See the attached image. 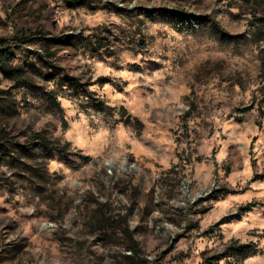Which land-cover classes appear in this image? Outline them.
Returning <instances> with one entry per match:
<instances>
[{
  "label": "rangeland",
  "instance_id": "obj_1",
  "mask_svg": "<svg viewBox=\"0 0 264 264\" xmlns=\"http://www.w3.org/2000/svg\"><path fill=\"white\" fill-rule=\"evenodd\" d=\"M263 24L255 0H0V264H264Z\"/></svg>",
  "mask_w": 264,
  "mask_h": 264
},
{
  "label": "trees",
  "instance_id": "obj_2",
  "mask_svg": "<svg viewBox=\"0 0 264 264\" xmlns=\"http://www.w3.org/2000/svg\"><path fill=\"white\" fill-rule=\"evenodd\" d=\"M255 1L257 2V4H262L264 6V0H255ZM68 2L70 4H79V3H82V1H74V2L68 1ZM254 13L256 14V12H254ZM224 34L227 35V36H229V37H235L236 36V35H232V34H229V33H226V32H224ZM257 34H258V36L260 38H263L264 39V24L261 25V27L259 28V31H258ZM7 42L8 41H7L6 38H3V37L0 36V48L1 47H4V46H5V48H8L9 47V44ZM5 48H3L1 50H4ZM6 72H8V71H6ZM8 73H10V72H8ZM11 74L14 75V76L17 75L16 71L11 72ZM73 80H75V79L73 78ZM57 149H59V148L57 147ZM230 249L233 250V251L234 250H239L240 253L244 254V256L247 257V256L250 255L251 245H242L240 247H234L233 246V247H230Z\"/></svg>",
  "mask_w": 264,
  "mask_h": 264
}]
</instances>
